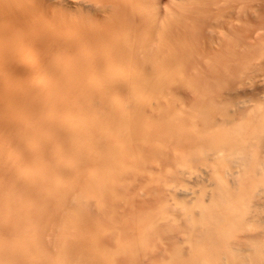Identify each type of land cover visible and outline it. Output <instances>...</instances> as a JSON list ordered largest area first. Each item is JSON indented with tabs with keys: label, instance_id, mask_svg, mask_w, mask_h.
<instances>
[{
	"label": "bare ground",
	"instance_id": "bare-ground-1",
	"mask_svg": "<svg viewBox=\"0 0 264 264\" xmlns=\"http://www.w3.org/2000/svg\"><path fill=\"white\" fill-rule=\"evenodd\" d=\"M163 2L0 0V237L30 264H264V95L236 96L264 0Z\"/></svg>",
	"mask_w": 264,
	"mask_h": 264
},
{
	"label": "rangeland",
	"instance_id": "rangeland-1",
	"mask_svg": "<svg viewBox=\"0 0 264 264\" xmlns=\"http://www.w3.org/2000/svg\"><path fill=\"white\" fill-rule=\"evenodd\" d=\"M162 1H166V2H163L164 4H166L168 1V3L167 4H170L171 2H170V0H162ZM259 16H260V20H258V21H256L255 22V27H256V29H257V33H258V36H259V38H258V40H257V42L259 43V44H264V12H259ZM263 20V21H262ZM261 33H263V34H261ZM262 40H261V39ZM263 67V69L262 70H259V71H257L256 72V74H254L253 76V79L251 80V83L252 84H255V85H258V87H256L255 88V90L254 91H250V90H247V89H244V87L243 86H241V87H239L238 88V92H237V94H236V96L237 97H239L240 99H242V98H246V97H252L251 99H252V103H255V102H257V101H262L260 98H258V97H260V96H263L264 95V84H262V83H264V77H263V71H264V65L262 66ZM260 77V78H259ZM253 81V82H252ZM263 85V86H262ZM262 89V90H261ZM247 92H249V94L247 93ZM115 93V92H114ZM252 94V95H251ZM186 186V187H185ZM199 186H203V187H205V188H207V189H212L213 188V186H208V185H206V183L203 181L202 182V185H199ZM178 188V189H177ZM197 189L198 188V186H196V185H184V184H180V185H178V186H176L175 187V189H170V190H167V194H168V196L170 197V199H171V201L173 200V204H175L176 202H177V204H178V202H180V199L184 196V195H190V193L188 194L187 192L189 191V192H192L191 193V195L194 197V198H192V200H190V201H192V202H187L186 203V205H185V207H188V206H191L194 202H195V196H196V193H194L191 189ZM183 195V196H182ZM205 204L207 205L208 204V202H205ZM157 208H158V210L162 207L161 205H159V206H156ZM156 208V209H157ZM163 208L164 209H166V210H168L169 211V213H175V211H174V209H173V205L172 204H168V205H165V206H163ZM155 209V210H156ZM157 210V211H158ZM166 247V246H165ZM134 249V248H133ZM118 257L119 258H121V256H120V254H118Z\"/></svg>",
	"mask_w": 264,
	"mask_h": 264
},
{
	"label": "clouds",
	"instance_id": "clouds-1",
	"mask_svg": "<svg viewBox=\"0 0 264 264\" xmlns=\"http://www.w3.org/2000/svg\"><path fill=\"white\" fill-rule=\"evenodd\" d=\"M0 264H30V261L22 248L14 247L11 241L0 237ZM60 264H72V261L64 257Z\"/></svg>",
	"mask_w": 264,
	"mask_h": 264
}]
</instances>
